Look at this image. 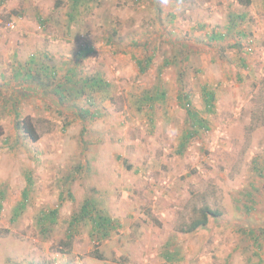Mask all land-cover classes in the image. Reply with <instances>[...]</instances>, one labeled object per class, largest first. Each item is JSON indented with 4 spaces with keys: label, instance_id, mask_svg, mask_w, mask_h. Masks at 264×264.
<instances>
[{
    "label": "rangeland",
    "instance_id": "1",
    "mask_svg": "<svg viewBox=\"0 0 264 264\" xmlns=\"http://www.w3.org/2000/svg\"><path fill=\"white\" fill-rule=\"evenodd\" d=\"M0 199V264H264V0H0Z\"/></svg>",
    "mask_w": 264,
    "mask_h": 264
},
{
    "label": "trees",
    "instance_id": "2",
    "mask_svg": "<svg viewBox=\"0 0 264 264\" xmlns=\"http://www.w3.org/2000/svg\"><path fill=\"white\" fill-rule=\"evenodd\" d=\"M79 0H74L75 4L78 3ZM237 3L242 6V7H248L251 5L252 0H236ZM74 16V15H73ZM222 38V36L220 37ZM91 49L85 48L82 53L85 55L86 53L90 52ZM94 85L98 84L100 85L101 82L99 79H94L93 80ZM163 93H161V98H163ZM202 96L203 100L205 103V107L207 112H211L213 108V100H214V95L213 92L208 91L206 89L202 90ZM185 99H187V96L180 97L178 100L180 102H183ZM187 111V116L189 120L192 121V128H194V131L197 128H203L204 123L202 120L198 118V115L196 112L191 111L189 109H186ZM196 132V131H195ZM193 133H189V135H192ZM21 208H23V204H20ZM0 208H1V199H0ZM219 213L210 209L208 206H204L198 210V216L190 221L188 225H184V228L181 229L182 232L184 233H190L198 229L199 227H203L207 224L208 216H216ZM50 215H54V212L50 213ZM88 219L89 222L91 223V235H99V238L101 240H104L108 238L111 234V229L113 228V223L112 220L109 219V217L101 214L100 211L96 209L95 206H93L91 203L88 201L84 202L79 210V213L77 215H74L73 218L71 219V226L73 224H77L78 222L82 220ZM42 222H46V220H42ZM96 258H101L99 254H94Z\"/></svg>",
    "mask_w": 264,
    "mask_h": 264
}]
</instances>
